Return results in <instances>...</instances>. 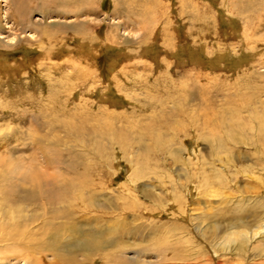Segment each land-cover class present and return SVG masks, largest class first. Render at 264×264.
<instances>
[{"label":"rangeland","instance_id":"1","mask_svg":"<svg viewBox=\"0 0 264 264\" xmlns=\"http://www.w3.org/2000/svg\"><path fill=\"white\" fill-rule=\"evenodd\" d=\"M0 61V189L84 188L69 228L109 264L246 263L226 241L264 209V0H0Z\"/></svg>","mask_w":264,"mask_h":264},{"label":"bare ground","instance_id":"2","mask_svg":"<svg viewBox=\"0 0 264 264\" xmlns=\"http://www.w3.org/2000/svg\"><path fill=\"white\" fill-rule=\"evenodd\" d=\"M79 42L82 41L79 39ZM83 48L85 49V46H82ZM0 65L6 66L7 63L0 61ZM191 140L192 146L197 144L196 136L191 137ZM189 153L191 156L194 154L193 151ZM53 165L54 163H50L49 167ZM15 174L21 185L28 186L24 190L18 188L16 191L13 185L14 195L7 188L0 189V258L19 259L26 264H97L95 262L100 260V264H109L114 259V250L107 252V242L92 239V233L78 234L69 228V224L77 222L79 217L86 220L85 215L78 216L69 203L72 191L76 190L74 199L79 201L85 192L84 188L79 187V190L74 184L59 186L53 181L54 178L43 183L42 175L33 169L18 171ZM127 180L132 185L130 176ZM188 193L192 194L190 188ZM178 207L175 210L180 212V216L184 215L185 207ZM261 214L260 217L251 216L248 221L245 219L239 223L241 230L230 232L226 242H237V237H240L239 241L248 246L257 239L264 240V209ZM63 229L73 232L75 237L62 238ZM246 246H239L235 250L236 254L241 252L238 256L246 262L245 264L264 259V248L253 250L247 249ZM213 252L215 256L218 255L216 250L213 249ZM262 261L264 263V260Z\"/></svg>","mask_w":264,"mask_h":264}]
</instances>
